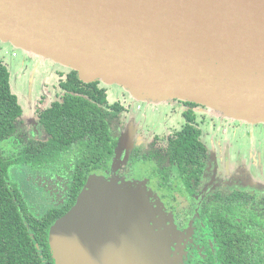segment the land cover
<instances>
[{"label": "water", "instance_id": "water-1", "mask_svg": "<svg viewBox=\"0 0 264 264\" xmlns=\"http://www.w3.org/2000/svg\"><path fill=\"white\" fill-rule=\"evenodd\" d=\"M0 41L87 84L264 124V0H0ZM175 231L146 188L94 175L51 245L57 264H174Z\"/></svg>", "mask_w": 264, "mask_h": 264}, {"label": "flooded vegetation", "instance_id": "flooded-vegetation-1", "mask_svg": "<svg viewBox=\"0 0 264 264\" xmlns=\"http://www.w3.org/2000/svg\"><path fill=\"white\" fill-rule=\"evenodd\" d=\"M14 54L18 56L14 52L13 57ZM68 74L60 76L50 106L36 111L35 125L31 124V120L28 123L22 121V116L16 123L14 135L0 144V264H57L52 251L51 229L69 212V204L76 190L75 170L80 164L84 168L86 166L82 163L80 148L67 153L57 165H52L48 160L43 161L42 166L41 161L27 160L24 155L41 152L29 147L49 142L50 136L41 125L40 114L64 94L59 84ZM114 94L117 97L115 102L128 110L122 114L123 124L112 134L113 138L118 139V145L109 162L94 169L87 181L96 175L119 184L143 183L146 191L151 192L153 205L160 201L168 212L175 214L178 234L186 230L189 233L179 241L173 240L174 264L178 262L177 249L182 250L181 264H212L211 255L220 249L214 227L218 222L222 223L223 234L227 236V226H233V222L223 221L222 215L224 219L235 218L241 223V219L248 216L243 214L244 209L264 211V208L261 209L264 207V186H236L234 180L229 179L231 173L226 151L229 148L224 144V136L230 131L242 130L245 124L261 131L264 124L233 121L207 106L187 101L168 100L169 103L152 105L148 101H138L125 90ZM143 104L150 106L156 121H152L151 125L142 122V128L137 130L131 147L129 143L126 144L128 147H124L123 138L131 109L136 108L140 112ZM191 130L198 133L199 147L181 153L182 136L186 137V132ZM123 152L125 154L121 159ZM73 153L76 158L67 178L60 175L59 169L63 172L64 159ZM179 199L184 200L188 207L183 216L175 213V204ZM224 205H236V212L229 214L231 210Z\"/></svg>", "mask_w": 264, "mask_h": 264}, {"label": "trees", "instance_id": "trees-1", "mask_svg": "<svg viewBox=\"0 0 264 264\" xmlns=\"http://www.w3.org/2000/svg\"><path fill=\"white\" fill-rule=\"evenodd\" d=\"M106 86L102 82L84 83L76 71H70L67 78L59 84L64 94L40 114L41 125L50 136L49 142L29 147L41 152L32 156L24 155L27 160L32 158L41 161L42 166L43 161L48 160L52 165H57L67 153L80 148L82 163L91 170L86 171L82 164L75 170L76 190L73 193L74 199L69 204V211L89 174L99 166L106 165L112 157L118 145V139L113 138L112 134L123 124V112H128L119 102L110 103ZM23 115V107L12 90L10 72L0 61V144L14 135L16 123ZM185 135L187 136H182L184 139L180 142L181 153L183 150L187 152L189 148L199 147L198 133L195 130L186 132ZM234 206L236 205L225 206L231 210L229 214L236 212ZM245 210L243 214L248 216L243 217L241 223L235 218L224 219L222 215L223 221L233 222V226H227V236L223 234L222 223L218 222L214 227L220 249L211 255L212 264H264V211ZM214 213L217 215L216 211Z\"/></svg>", "mask_w": 264, "mask_h": 264}, {"label": "rangeland", "instance_id": "rangeland-1", "mask_svg": "<svg viewBox=\"0 0 264 264\" xmlns=\"http://www.w3.org/2000/svg\"><path fill=\"white\" fill-rule=\"evenodd\" d=\"M14 52L18 54L17 57H13ZM0 61H2L8 68L11 75L12 90L19 98L20 104L23 107L24 115L21 120L24 122L26 121V123L31 120V124L35 125L36 111L47 108L54 98V95L57 91L56 89H58L60 76L62 74H68L71 70L51 60L45 59L35 54H29L21 49H17L11 43H3L2 41H0ZM105 88H107L108 99L110 103L115 102L117 97L114 93L116 91L119 92L124 90L119 86H106ZM135 99L138 101H148L149 103H152V105H158V103H169L171 101L142 100L139 98ZM149 108L150 106L148 104H143V109L140 112H138L136 108L131 109V113L129 115L130 121L123 138L124 147H128V145H126L127 143H129L131 147L134 139L136 138V133H138L137 130L142 128V122L151 125L152 121H156L155 114L151 113ZM220 115L223 114L220 113ZM227 118L232 119L230 117ZM233 121L236 120L233 119ZM263 127L264 126H261V131H258V128H254L251 125L248 126L245 124L243 125L242 130L230 131V133H228L226 136L222 135L226 139L224 144L229 148L226 149L229 155V167L231 173V178L229 179L234 180L236 186H246L248 184H256L260 187L264 186ZM207 129L210 131L211 128ZM124 154V152L120 154L121 159H123ZM68 156L69 157L63 161L64 173L59 169V172L62 173L60 175H66L67 178L70 177V167L76 158L74 153ZM220 182L221 180L219 183ZM241 183L242 185H240ZM136 185L145 188L143 183ZM175 205V213L177 215L183 216L184 212L188 208L184 203V200L179 199ZM166 213L167 216L172 219L174 225L177 228V231H175V239L179 241V239L187 237V235H189L187 230L186 232H181L178 234L179 228L176 224L175 214L168 212L167 209ZM180 251L181 256L179 257ZM177 255V264H181L183 262L182 250L177 249Z\"/></svg>", "mask_w": 264, "mask_h": 264}, {"label": "built area", "instance_id": "built-area-1", "mask_svg": "<svg viewBox=\"0 0 264 264\" xmlns=\"http://www.w3.org/2000/svg\"><path fill=\"white\" fill-rule=\"evenodd\" d=\"M16 55L14 54V57H15Z\"/></svg>", "mask_w": 264, "mask_h": 264}]
</instances>
